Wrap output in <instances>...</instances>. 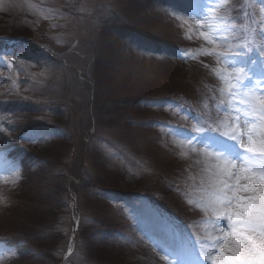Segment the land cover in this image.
<instances>
[{"label": "rangeland", "instance_id": "rangeland-1", "mask_svg": "<svg viewBox=\"0 0 264 264\" xmlns=\"http://www.w3.org/2000/svg\"><path fill=\"white\" fill-rule=\"evenodd\" d=\"M139 1L143 0H0V41L23 38L29 48L16 45L0 55V95L14 93L29 104L25 111L20 106L15 116L1 115L0 123L7 125L0 132L8 139L21 126L32 129V135H43L48 127L50 147L38 139L20 141L16 149L31 160L54 154L73 164L80 142L86 167L100 163V181L124 175L118 188L101 183L97 190L127 192L138 184L135 190L145 191L148 201L191 214L190 233L182 241L142 197L136 203L113 202L114 219L124 217L120 237L131 264H211L205 256L216 255L217 240L228 231L227 221L217 218L223 211L217 201L223 161L216 152L236 159L239 168L242 158L250 155L239 147L240 139H264V121L245 115L247 106L241 104L250 93L255 94L254 103L264 96V9L260 0H155L156 12L173 22L163 24L165 32L182 33V44L145 60L143 55L150 58L157 52L153 45L122 31L114 34L112 45L107 35L111 31L104 25L112 17L124 21L118 14L123 2L131 20L143 22L145 17L136 9ZM171 83L187 85L189 98L177 102L164 94ZM136 97H147L149 108H137ZM149 124L153 130L145 128ZM149 131L152 139L159 133L161 144L147 137ZM233 134L236 141L228 138ZM175 169L187 191L177 201L170 188ZM194 169L201 179V195L191 189ZM19 176L20 168L0 157V264H8L13 254L2 239L31 219L24 205L10 201ZM68 181L65 203L57 211V244L49 252L44 248L52 246L51 238L31 243L32 250L41 245V252L22 264H55L65 245L74 248L66 264L85 262L88 255L106 260L111 254L94 246L98 237L91 239L100 223L109 222L104 217L110 206L98 198L102 192L82 188L69 177ZM165 188L169 192H162Z\"/></svg>", "mask_w": 264, "mask_h": 264}, {"label": "trees", "instance_id": "trees-1", "mask_svg": "<svg viewBox=\"0 0 264 264\" xmlns=\"http://www.w3.org/2000/svg\"><path fill=\"white\" fill-rule=\"evenodd\" d=\"M139 4L137 6V11L139 14H142L145 18L143 22H133L131 18L129 17V11L127 9V5L125 2L121 3L118 8V14H120L124 17L123 22H117L119 18H109L104 20V25L108 28V31H111L112 29H128L133 33L136 34H142L147 35L153 39H159V40H170L172 39V33L170 30H167L165 32L163 25L160 24L159 21H157L154 17L151 16V14L148 11V2L146 0L139 1ZM124 9V12L123 10ZM125 14V15H124ZM128 24H126V23ZM139 22V23H138ZM159 22V23H158ZM154 26V29H152V26ZM152 29V30H151ZM158 29V30H157ZM154 30V31H153ZM163 31V32H162ZM108 37L111 35V33L107 34ZM7 50H3L2 53H6ZM106 73V72H105ZM104 75L106 76V74ZM163 82V81H162ZM162 84V83H159ZM102 89V84L99 85ZM171 88L168 90H173L172 93L176 94L179 92L180 94L185 93L183 84H169ZM107 89L106 87H104ZM111 91V89H109ZM115 91V90H114ZM169 93V92H167ZM7 102L8 105L6 107L9 109L11 108H18L17 105L21 104V109L24 108V111L28 108V103L24 101L22 97H15L14 93H4L2 95ZM145 98V97H144ZM137 99L134 98V101L132 99H128L127 101H133L134 105L139 107L140 100L144 99ZM92 110L95 111V105L94 102L91 103ZM30 130V128H24L23 126L20 127V129H17L15 133L18 132V134L13 137H8L10 140L4 147L2 148H10L12 145L20 143L19 137H23L26 135V133ZM49 136V135H47ZM45 136L44 138H46ZM1 138V137H0ZM13 138V139H12ZM49 144L48 140H43L42 146H45ZM81 145V147H79ZM78 150L76 151L74 155L75 161L73 164H66L62 162L61 158H58L56 155H46L42 157H33V159H28L31 156L27 158V154L25 152H22L19 149H11V153L16 154L20 156V179L17 182V185L14 187V189H11L15 191V197L12 195L10 197V201L17 200V202L22 205H24L25 210L27 211V217L31 218L29 219V224L25 225V228L17 230L15 233H12L10 236L4 237L5 239H2V241L5 242V245L10 246L13 249V254L9 256V262L8 264H22L25 263V261H29L33 259L34 255L40 254L41 248L37 246L35 250L31 249V243L37 242L36 245H38V242L45 243V240L48 241V239H52V246L45 247V250H48L49 252L52 251L51 248L54 247L56 242L58 241V219H57V211L60 209L61 204L65 203V195L67 193L68 189V177H74L76 180L79 181V185L82 188H88L90 190L95 191H101L102 194L98 197L103 203L106 205H110L113 201H122L124 199H135L137 197H145L143 193L145 191H136L137 185H134V189L132 191H122V190H114L118 188V185L120 183V180L124 179V175L115 174L113 179L107 178L104 176L102 181L99 180V174L97 172V166L100 165V163L96 164V161L93 162L92 167L88 169L87 164H85L84 160V154H83V145L79 142ZM46 147H50L47 145ZM50 150V149H49ZM37 151V150H36ZM95 155V154H94ZM94 155H92L94 157ZM35 159V160H34ZM32 162H29V161ZM94 165V166H93ZM111 171V170H110ZM173 172L172 174V181H171V191L172 194L175 197V200L181 198V189L179 187V181L177 178V173ZM96 173L98 178L96 179ZM95 175L93 177L92 175ZM171 174H169L170 176ZM107 184L106 186L112 187L111 191H104V190H97V188L100 186V184ZM182 183V182H181ZM101 187V186H100ZM154 189L157 190V187H152V192H155ZM114 190V191H113ZM159 190V186H158ZM168 188H165L162 192H167ZM169 192V191H168ZM6 195V194H4ZM2 195V196H4ZM146 199H149L146 197ZM157 209L162 210L164 213V216L168 220V222L175 227L177 230H187L188 228V221H189V215L184 213V215H181V213H178L180 210H172L169 207H166L163 204L157 203L154 200H149ZM17 203V204H18ZM21 208V205H18V209ZM9 211V210H8ZM0 214H2V210L0 208ZM107 216L105 215L104 218L108 217L109 222H102L98 225L96 228L97 230L94 232V238L98 237L97 242L94 246L98 247L97 249H103L105 251L110 252L111 254L108 256L106 260L101 258H93V256H89L87 261L80 262V264H131L128 259L126 258L125 253V247L121 245L120 241L117 238V234L119 232L120 224L113 219L112 215L113 212L111 211V208L108 207V210L106 211ZM34 217V218H33ZM27 219V218H26ZM20 223V222H19ZM22 224V221H21ZM105 226V228H104ZM1 229V227H0ZM1 231V230H0ZM57 238V239H56ZM56 239V240H55ZM89 240L91 243L92 240ZM54 240V241H53ZM55 243V244H54ZM54 244V245H53ZM110 247V248H109ZM51 249V250H50ZM108 249V250H107ZM88 262V263H87ZM55 264H58L56 262Z\"/></svg>", "mask_w": 264, "mask_h": 264}, {"label": "snow or ice", "instance_id": "snow-or-ice-1", "mask_svg": "<svg viewBox=\"0 0 264 264\" xmlns=\"http://www.w3.org/2000/svg\"><path fill=\"white\" fill-rule=\"evenodd\" d=\"M254 99L255 94L250 93L241 100L247 106L244 114L264 121V96L258 98V103ZM228 138L238 139L235 134ZM239 147L250 154L242 158L239 168L236 159L216 152L217 159L223 161L217 197L223 211L217 218L227 221L228 231L218 238L216 255L205 256L211 264H264V139L253 141L249 135L247 142L240 139Z\"/></svg>", "mask_w": 264, "mask_h": 264}]
</instances>
